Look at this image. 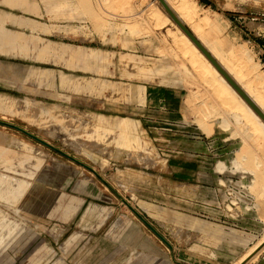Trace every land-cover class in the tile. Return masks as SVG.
<instances>
[{
  "label": "rangeland",
  "instance_id": "rangeland-1",
  "mask_svg": "<svg viewBox=\"0 0 264 264\" xmlns=\"http://www.w3.org/2000/svg\"><path fill=\"white\" fill-rule=\"evenodd\" d=\"M31 1L24 9L0 0V28L11 31L0 37V119L93 166L181 263L86 169L0 124V264H242L264 240V189L240 154L248 138L230 117L193 114L194 90L165 27L133 24L147 0L127 10L120 0ZM208 1L264 39V0ZM222 22L226 49L241 38H228ZM247 264H264V245Z\"/></svg>",
  "mask_w": 264,
  "mask_h": 264
},
{
  "label": "bare ground",
  "instance_id": "bare-ground-1",
  "mask_svg": "<svg viewBox=\"0 0 264 264\" xmlns=\"http://www.w3.org/2000/svg\"><path fill=\"white\" fill-rule=\"evenodd\" d=\"M116 1L112 0L111 3L115 4ZM3 2L10 6L21 7L24 9H28V6L34 3L31 0H3ZM129 2L130 0H122V5L120 7L127 10L129 8L127 3ZM166 2L176 14L190 26L192 32H194L208 47L209 51L215 56L227 72L264 111V71L261 70L258 63L255 62L248 41L244 40L240 43H234L225 52H219L206 37V32L209 29V19L211 18L210 12L207 10L200 12L201 10L198 8L196 0H166ZM146 4L145 8H143L145 9V14L142 15L139 22H133V24L139 23V29H144L148 33H153L154 28L156 27H162L166 24L170 25L166 27V33L170 35L173 44L178 49L171 52L174 64L179 66L182 74L187 78L192 90H194V92L191 91V95L188 97V103H190V108L193 114L199 116L204 123H206L204 116L212 114H222L226 119L230 117L233 122L235 120L236 122H240L241 127L243 128L238 126V129H241L243 139L244 136L248 138V140H244L246 143L243 144L244 146L240 153L241 156L252 157L251 159L259 157V159H264V120L254 111L247 101H245L239 92L215 67L210 59L173 20L159 0H147ZM95 11L94 13L97 15L98 12ZM10 33L11 31L7 30L5 27L0 28V37H6L7 35H10ZM14 35H16V32H14ZM181 55L185 56L190 62L196 75L188 72L186 69L187 66L184 64ZM197 77L201 79V82ZM198 98H201L202 100L200 104H197L195 101ZM23 109L27 111L29 108L25 106ZM20 113L24 114L23 111ZM124 119L125 118L121 121L127 123V120ZM23 127L49 141V139L30 130L28 127ZM254 147H258L259 150L255 151ZM0 155L3 154L0 152ZM86 170L92 176H95L93 172L88 169ZM101 184L104 189L110 192L111 195L115 196L105 184L102 182ZM130 212L135 215L132 211ZM263 241L264 240L260 241L255 246L254 250L244 258L242 264H245L248 259L255 257L258 254L264 245Z\"/></svg>",
  "mask_w": 264,
  "mask_h": 264
},
{
  "label": "water",
  "instance_id": "water-1",
  "mask_svg": "<svg viewBox=\"0 0 264 264\" xmlns=\"http://www.w3.org/2000/svg\"><path fill=\"white\" fill-rule=\"evenodd\" d=\"M168 14L173 18V20L181 27V29L191 38V40L199 47V49L210 59V61L215 65V67L223 74V76L229 81V83L239 92V94L247 101V103L254 109V111L264 120V111L255 103V101L247 94V92L237 83V81L227 72V70L221 65V63L215 58V56L209 51V49L199 40V38L191 31V29L185 24V22L176 14V12L169 6L166 0H159ZM0 124L8 127H12L22 133L28 135L34 140L40 142L41 144L49 147L50 149L56 151L57 153L65 156L71 161L79 164L80 166L90 170L93 174L105 184L112 193L124 204L127 208L132 211L135 216L149 229L151 230L171 251V258L177 262L173 254V244L163 235L158 228L139 210L133 205L127 198H125L100 172H98L93 166L85 163L84 161L78 159L72 154L64 151L63 149L53 145L49 141L43 139L42 137L36 135L35 133L25 129L24 127L15 124L10 121L0 119ZM185 264V263H184Z\"/></svg>",
  "mask_w": 264,
  "mask_h": 264
},
{
  "label": "crops",
  "instance_id": "crops-1",
  "mask_svg": "<svg viewBox=\"0 0 264 264\" xmlns=\"http://www.w3.org/2000/svg\"><path fill=\"white\" fill-rule=\"evenodd\" d=\"M57 1H64V0H57ZM56 3H50V4H53V5H58V6H69V3H67V1L65 3H62V2H57ZM120 1H118V5H122V3H120ZM197 2V6L198 8L201 10L200 12L204 11V10H207L208 12H210V16L211 18L209 19V23H208V27L209 29L207 30L206 34H207V40L209 42L212 43L213 47L218 50L219 52H225L226 50H228L234 43H240L244 40L246 41H253L254 45L258 48L259 50V54H260V60L264 63V39L263 40H257L256 38L254 39L251 35H253L254 33L251 32V35H250V30L247 26H244L243 24H241L242 20H236V21H232L231 19L227 18V16L224 14V12L218 10L216 12H213L212 11V8L211 6H213L212 2H209L208 0H196ZM112 4V3H111ZM204 7L203 8H200V5ZM8 5V4H7ZM217 8V7H216ZM60 10H62V8H59ZM218 9V8H217ZM222 19L224 20H228L229 23H230V29H227L225 33H227V37L228 38H236L237 40V37L240 36L241 38V41L239 42H231L229 44V46L226 48V49H222L220 46V42H219V36H218V33L219 32H222L223 31V28L224 26L222 25ZM222 22V23H221ZM185 24L190 28V26L185 22ZM169 24H166L162 27H165V32H166V27L168 26ZM170 26V25H169ZM191 29V28H190ZM132 30H138V28H133ZM192 31V30H191ZM249 31V32H247ZM194 33V32H193ZM195 34V33H194ZM196 35V34H195ZM216 36V37H213V36ZM200 40V39H199ZM201 41V40H200ZM202 42V41H201ZM203 43V42H202ZM204 44V43H203ZM205 45V44H204ZM206 46V45H205ZM171 47L173 48L171 45L168 46V45H164V49L168 51V48ZM207 47V46H206ZM208 48V47H207ZM173 59V57H172ZM174 61V59H173ZM175 65V64H174ZM176 68L178 69V71L180 73H182L181 69L179 68V66L175 65ZM192 73V72H190ZM193 74V73H192ZM183 75V74H182ZM246 142H242V146H241V150H242V147L244 146L243 144H245ZM255 151L256 150H259L258 147H254ZM240 150V151H241ZM247 158V163L248 165L254 170V172L256 173L257 175V183L258 185H260L263 189H264V159L261 158H256V159H251L252 157H246ZM260 252V251H259ZM258 252V253H259ZM257 256V255H256ZM255 256V257H256ZM252 258L254 257H251L250 259H248L247 262L251 261ZM244 259V258H243ZM247 260V259H246ZM247 262L245 264H247Z\"/></svg>",
  "mask_w": 264,
  "mask_h": 264
},
{
  "label": "built area",
  "instance_id": "built-area-1",
  "mask_svg": "<svg viewBox=\"0 0 264 264\" xmlns=\"http://www.w3.org/2000/svg\"><path fill=\"white\" fill-rule=\"evenodd\" d=\"M227 204H228V205H234V204H235V202H234V201H232V200H229Z\"/></svg>",
  "mask_w": 264,
  "mask_h": 264
}]
</instances>
